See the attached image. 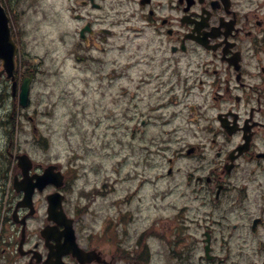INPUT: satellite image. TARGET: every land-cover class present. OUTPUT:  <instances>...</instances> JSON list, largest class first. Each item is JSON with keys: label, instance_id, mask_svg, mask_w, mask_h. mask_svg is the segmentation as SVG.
<instances>
[{"label": "flooded vegetation", "instance_id": "af4514ba", "mask_svg": "<svg viewBox=\"0 0 264 264\" xmlns=\"http://www.w3.org/2000/svg\"><path fill=\"white\" fill-rule=\"evenodd\" d=\"M111 4L135 19L127 28L137 43L134 63L121 64L119 72L125 77L127 68L136 70L135 91L121 87L124 99H146L147 111L138 110L131 128L139 139L134 167L140 169L134 174L141 177L132 196L138 194L140 204L143 186H152V218L126 246L127 213L119 210L113 226L105 218L98 232L69 215L72 232L48 214L36 218L51 187L34 193L33 213L19 207L17 215L24 192L14 189L7 196L8 214H0V264H264V0ZM100 30L89 36L96 34L103 44ZM120 37L129 39L127 33ZM112 74L98 76L106 82L117 78ZM164 107L170 108L169 120L184 119L197 128L167 134V141L184 143L172 149L166 187L159 192L158 155L171 147L159 148V137L148 131ZM179 160L182 169L175 167ZM121 164H128L127 155ZM43 167L36 164L31 173ZM128 196L124 200L131 203ZM159 201L172 210L161 228ZM113 230L118 231L112 235Z\"/></svg>", "mask_w": 264, "mask_h": 264}, {"label": "rangeland", "instance_id": "374dc122", "mask_svg": "<svg viewBox=\"0 0 264 264\" xmlns=\"http://www.w3.org/2000/svg\"><path fill=\"white\" fill-rule=\"evenodd\" d=\"M4 1L23 52L21 79L30 72L36 74L26 108L19 104V87L12 97L11 83L0 74V186H3L0 214H8L11 200L7 196L14 191V175L20 172L14 155L27 153L36 164L45 167L56 164L66 174L68 185L64 193L68 200L65 207L68 213L77 214L85 227L98 232L105 226V218L113 226L119 210L121 214L127 213L128 223L120 229L127 227L130 238H126V246H131L135 243L136 231L149 224L153 214V208H148L147 204L152 202L150 184L143 186V202L139 204L138 194L132 196L141 177L134 174L140 169L137 164L138 170L134 167L139 139L132 136L131 128L137 124L138 110L147 111L146 99L137 104L135 96L129 99L127 94L128 98L124 99L126 95H121L123 85L135 91V68H127L125 77H120L119 72L123 68L121 64L130 60L134 63L135 34L124 27L135 20L123 10H114L113 0H99L106 6L103 10L83 7L80 0ZM88 21L94 31L101 27L113 28L115 35L105 34L103 44L96 34L90 35L92 42L85 43L79 32ZM126 33L128 40L120 37ZM108 70L115 71L113 76L117 78L113 81L108 78L105 82L98 75ZM8 113L14 116L10 120L13 141L2 128L6 129ZM168 113V107L156 113L157 124L148 131L159 137V148L162 143L171 147L158 155L159 192L166 187L167 179L163 176L171 165L172 149L177 150L176 147L184 143L175 138L173 142L167 141V134L183 135L197 128L184 119L169 120ZM125 155L128 164L122 165ZM175 167L182 169L183 160ZM129 174L132 175L130 180L125 177ZM104 184L106 186L102 187ZM127 196L133 197L131 203L125 202ZM159 203L161 228L163 224L166 226V218L172 210ZM45 211L46 204L36 218ZM198 230L192 227V231ZM115 231L118 230H113L112 235Z\"/></svg>", "mask_w": 264, "mask_h": 264}, {"label": "water", "instance_id": "95a60500", "mask_svg": "<svg viewBox=\"0 0 264 264\" xmlns=\"http://www.w3.org/2000/svg\"><path fill=\"white\" fill-rule=\"evenodd\" d=\"M86 29L88 28H85L84 31ZM17 52L18 46L12 37L8 15L4 7L0 3V64L2 63L4 71L7 73L8 78H11L13 81H15ZM32 78L33 74H30L29 77H26L24 79L21 85L20 103L24 107H26L29 102L30 84ZM14 86H16V82H14ZM18 159L24 176H27L29 174L30 168L32 167L31 159L27 154L18 156ZM55 169V166H50L45 170L44 174L34 176L38 180L36 183H33L31 179L28 180L29 183L23 187L27 192L24 198L25 204H30L32 202V192L35 186H39L42 189L49 183H55L57 186H61L63 184V175L61 174V172H56ZM49 203L50 214L54 216L62 215L63 211L61 212L59 210L62 203V196L59 193L50 195ZM72 232L74 231L72 230Z\"/></svg>", "mask_w": 264, "mask_h": 264}]
</instances>
